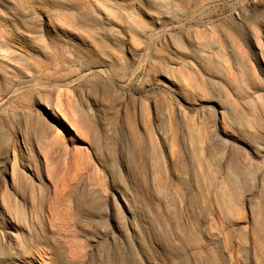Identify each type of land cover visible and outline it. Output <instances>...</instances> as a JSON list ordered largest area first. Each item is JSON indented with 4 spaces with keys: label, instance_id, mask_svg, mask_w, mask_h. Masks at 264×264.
Returning a JSON list of instances; mask_svg holds the SVG:
<instances>
[{
    "label": "bare ground",
    "instance_id": "6f19581e",
    "mask_svg": "<svg viewBox=\"0 0 264 264\" xmlns=\"http://www.w3.org/2000/svg\"><path fill=\"white\" fill-rule=\"evenodd\" d=\"M211 3L0 0V264H264V88Z\"/></svg>",
    "mask_w": 264,
    "mask_h": 264
},
{
    "label": "rangeland",
    "instance_id": "374dc122",
    "mask_svg": "<svg viewBox=\"0 0 264 264\" xmlns=\"http://www.w3.org/2000/svg\"><path fill=\"white\" fill-rule=\"evenodd\" d=\"M212 3L209 9V20H204L205 22L217 25L219 30H225L232 33L234 51L237 54L239 60L245 62L248 67L254 72V76L259 86L264 88V37L259 31V26L257 24L258 11L264 7V0H210ZM213 13V14H212ZM239 17L243 22L241 26L236 25L235 17ZM111 78L105 73H98L87 76L82 82H77L71 84L70 90L74 86L83 83H95L99 81H107ZM147 77L145 71L138 67L136 74L133 75L130 81L126 83H119L115 81V86L117 88H122L131 92L133 95L144 97V99L149 100L154 96L159 97V99H168V101L174 102L173 97L162 88V86H155L153 88H144ZM248 87H251V82L246 80ZM119 84V85H118ZM126 84V85H125ZM125 85V86H123ZM259 95L264 98V93L259 91ZM29 95L20 94L19 100L15 101L17 105L22 104L27 107V112L31 117H41L42 114L35 110L29 103ZM146 97V98H145ZM151 97V98H150ZM149 98V99H148ZM12 100H4L2 103V108L11 109L13 107ZM264 127V124L261 123ZM177 253H181V250H176ZM179 251V252H178ZM132 252L129 256L131 263L138 262V256ZM176 264V263H173ZM181 264H186L182 262Z\"/></svg>",
    "mask_w": 264,
    "mask_h": 264
}]
</instances>
